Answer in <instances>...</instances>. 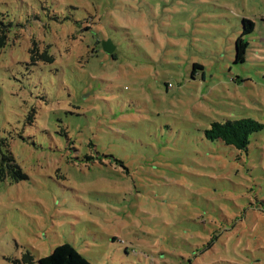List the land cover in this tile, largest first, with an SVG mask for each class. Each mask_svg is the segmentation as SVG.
<instances>
[{
  "label": "rangeland",
  "instance_id": "374dc122",
  "mask_svg": "<svg viewBox=\"0 0 264 264\" xmlns=\"http://www.w3.org/2000/svg\"><path fill=\"white\" fill-rule=\"evenodd\" d=\"M0 18V158L26 175L0 181V264L63 243L93 264H264V130L247 151L205 136L264 123V0H0Z\"/></svg>",
  "mask_w": 264,
  "mask_h": 264
},
{
  "label": "trees",
  "instance_id": "16d2710c",
  "mask_svg": "<svg viewBox=\"0 0 264 264\" xmlns=\"http://www.w3.org/2000/svg\"><path fill=\"white\" fill-rule=\"evenodd\" d=\"M0 18V26L6 27ZM244 30L240 37L235 41L236 62H245L247 49L250 45L249 41H245L243 36L255 29V22L249 19L243 20ZM35 58V57H34ZM195 69H203L200 64H196ZM197 70H194L196 73ZM237 81V80H236ZM29 121H33L29 118ZM264 130V123L254 118L227 119L223 122L214 120L210 127L205 130V136L211 141H220L227 146H231L238 151H247L251 143V137ZM18 174L20 179L26 178V175L17 165L11 154L4 153L0 158V181L9 179ZM15 181V180H14ZM17 181V180H16ZM21 262L15 264H33L34 259L29 253H25ZM38 264H93L85 255L80 253L69 243L59 244L54 248L51 254L42 256L38 260Z\"/></svg>",
  "mask_w": 264,
  "mask_h": 264
},
{
  "label": "water",
  "instance_id": "95a60500",
  "mask_svg": "<svg viewBox=\"0 0 264 264\" xmlns=\"http://www.w3.org/2000/svg\"><path fill=\"white\" fill-rule=\"evenodd\" d=\"M102 44H103L104 50L107 52H110L111 49H114V50L116 49V46L113 44V42H111V40L103 41ZM112 44H113V47H112ZM110 47H111V49H109Z\"/></svg>",
  "mask_w": 264,
  "mask_h": 264
}]
</instances>
